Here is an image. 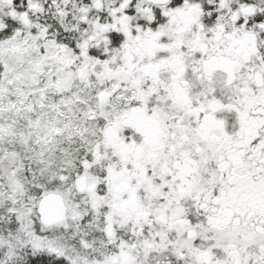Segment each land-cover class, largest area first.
Here are the masks:
<instances>
[{
	"label": "snow or ice",
	"instance_id": "snow-or-ice-1",
	"mask_svg": "<svg viewBox=\"0 0 264 264\" xmlns=\"http://www.w3.org/2000/svg\"><path fill=\"white\" fill-rule=\"evenodd\" d=\"M0 264H264V0H0Z\"/></svg>",
	"mask_w": 264,
	"mask_h": 264
}]
</instances>
